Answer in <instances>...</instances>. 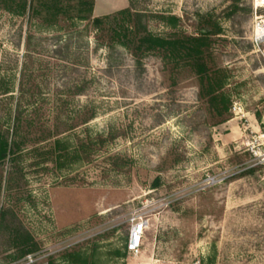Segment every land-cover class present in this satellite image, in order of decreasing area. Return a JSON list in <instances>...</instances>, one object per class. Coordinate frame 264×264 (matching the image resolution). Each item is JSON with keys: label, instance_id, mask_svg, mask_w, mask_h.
<instances>
[{"label": "rangeland", "instance_id": "1", "mask_svg": "<svg viewBox=\"0 0 264 264\" xmlns=\"http://www.w3.org/2000/svg\"><path fill=\"white\" fill-rule=\"evenodd\" d=\"M93 1L89 9L81 0H32L22 16L0 5V128L21 144L24 188H5L4 171L1 202L16 201L42 246L31 264H264V157L249 146H264V46L251 38L253 0H244L250 16L219 19L224 32L210 47V65L228 74L222 122L190 66L151 52L140 70L128 49L98 47L93 18L128 0ZM229 3L152 0L148 26L162 36L196 33L197 12ZM98 135L107 141L89 160L58 166L47 153L56 139L73 151ZM115 155L125 160L113 166ZM248 167L255 174H239ZM136 209L151 225L133 257L126 241ZM14 255L1 249L0 264H19Z\"/></svg>", "mask_w": 264, "mask_h": 264}, {"label": "trees", "instance_id": "2", "mask_svg": "<svg viewBox=\"0 0 264 264\" xmlns=\"http://www.w3.org/2000/svg\"><path fill=\"white\" fill-rule=\"evenodd\" d=\"M152 0H128L126 8L117 10L104 16H96L92 23L99 33L98 47L104 45L109 50L122 46L128 49L136 61V68H143V59L151 52L158 53L166 64L175 68L179 65L190 66L198 75L200 80V98L208 104L210 111L216 118V122L225 121L228 117L230 99L223 91L227 79V70L215 68L210 65V47L215 36L222 34L224 29L219 19H230L243 14H252V5L244 3V0H230V3L222 12L210 11L206 13L197 12L199 18L196 33H178L168 36L154 34L148 26L147 8ZM82 6L91 9L93 0H81ZM4 10L16 15H25L32 5V0H0ZM57 12L60 8L55 7ZM163 22L176 25L181 18L175 15H159ZM252 47V44H250ZM260 120L262 114L256 112ZM95 116L92 112L86 119L88 122ZM18 116H15V119ZM115 135H109L113 140ZM107 141L102 135L96 137L95 142L81 143L80 147L73 151L70 146L63 144L60 140L54 142L47 150L48 155L58 166H65V162L74 163L78 160H89L94 152ZM21 144L14 133L0 128V250L14 253L12 260L17 263L25 261L29 255H38L42 249L40 242L23 222L15 204H4L1 202V191L3 185V172L6 171L5 188L16 190L15 194H24L22 187L23 170L19 165ZM112 165H118V161L125 159L119 155L111 156ZM126 162H130L126 158ZM7 170H4L6 169ZM257 168L248 167L241 171L240 175L255 174ZM161 185V178L156 177L152 186ZM9 258V257H8ZM49 264H54L50 262Z\"/></svg>", "mask_w": 264, "mask_h": 264}, {"label": "built area", "instance_id": "3", "mask_svg": "<svg viewBox=\"0 0 264 264\" xmlns=\"http://www.w3.org/2000/svg\"><path fill=\"white\" fill-rule=\"evenodd\" d=\"M254 18L252 26V41L255 46H264V0H253ZM234 108H237L234 106ZM259 139H264V134H260ZM264 145V144H263ZM255 156L264 157V146L258 150L254 142L249 143ZM130 228L128 231L126 250L133 257L141 255L142 243L146 230L150 227V216L141 209L132 212L130 218ZM37 260L35 255H29L25 261L19 264H31Z\"/></svg>", "mask_w": 264, "mask_h": 264}]
</instances>
